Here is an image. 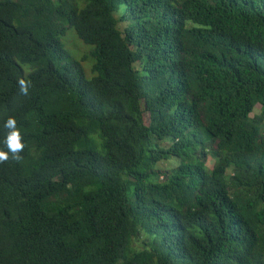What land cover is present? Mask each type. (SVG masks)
I'll list each match as a JSON object with an SVG mask.
<instances>
[{"label": "trees", "instance_id": "16d2710c", "mask_svg": "<svg viewBox=\"0 0 264 264\" xmlns=\"http://www.w3.org/2000/svg\"><path fill=\"white\" fill-rule=\"evenodd\" d=\"M10 116L0 264H264V0H0Z\"/></svg>", "mask_w": 264, "mask_h": 264}, {"label": "clouds", "instance_id": "9594fccd", "mask_svg": "<svg viewBox=\"0 0 264 264\" xmlns=\"http://www.w3.org/2000/svg\"><path fill=\"white\" fill-rule=\"evenodd\" d=\"M18 86L21 94L28 95L31 81L24 78L18 79ZM259 106V105H256ZM4 128L8 129L6 137L3 141L7 151L0 149V163L7 162L9 159L20 161L22 159L20 153L24 150L23 137L17 127V121L14 117H9L5 123Z\"/></svg>", "mask_w": 264, "mask_h": 264}, {"label": "rangeland", "instance_id": "374dc122", "mask_svg": "<svg viewBox=\"0 0 264 264\" xmlns=\"http://www.w3.org/2000/svg\"><path fill=\"white\" fill-rule=\"evenodd\" d=\"M75 37L74 36L73 37L68 36L69 41H67V48L70 51H72L74 54L80 56V54L83 52V50L87 49L86 47H88V46L85 45V44H82V42L77 37L76 38ZM84 66L86 67V69H88L89 64L88 63H85ZM86 71H87V73L89 72L88 70H86ZM87 76H90V73L87 74ZM258 112H259V107L256 106L255 107V110H254V113H258ZM212 164H213V161L212 160H210V161L207 162V166H211ZM162 165L165 168V167L168 166V163L165 162Z\"/></svg>", "mask_w": 264, "mask_h": 264}]
</instances>
